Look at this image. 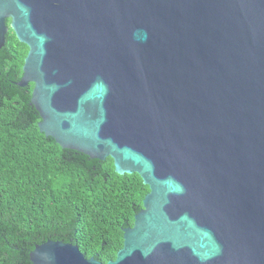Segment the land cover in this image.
Returning a JSON list of instances; mask_svg holds the SVG:
<instances>
[{
	"label": "water",
	"instance_id": "water-1",
	"mask_svg": "<svg viewBox=\"0 0 264 264\" xmlns=\"http://www.w3.org/2000/svg\"><path fill=\"white\" fill-rule=\"evenodd\" d=\"M9 29L40 132L149 187L107 264H264V0H0Z\"/></svg>",
	"mask_w": 264,
	"mask_h": 264
},
{
	"label": "trees",
	"instance_id": "trees-1",
	"mask_svg": "<svg viewBox=\"0 0 264 264\" xmlns=\"http://www.w3.org/2000/svg\"><path fill=\"white\" fill-rule=\"evenodd\" d=\"M28 51L9 29L0 51V264H32L30 253L50 240L107 264L149 187L117 174L111 158L63 149L40 132L34 84L18 86Z\"/></svg>",
	"mask_w": 264,
	"mask_h": 264
}]
</instances>
